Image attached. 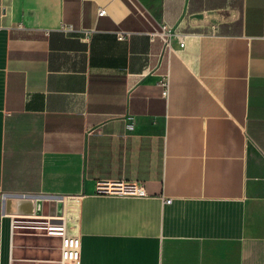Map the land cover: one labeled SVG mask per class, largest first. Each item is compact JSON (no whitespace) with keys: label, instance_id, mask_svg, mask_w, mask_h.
Listing matches in <instances>:
<instances>
[{"label":"crops","instance_id":"1","mask_svg":"<svg viewBox=\"0 0 264 264\" xmlns=\"http://www.w3.org/2000/svg\"><path fill=\"white\" fill-rule=\"evenodd\" d=\"M137 5L0 0V264L10 217L30 216L4 199L38 195L60 198L44 216L77 200L80 264H264V0ZM161 24L180 35L169 52ZM12 253L48 264L59 239L17 230Z\"/></svg>","mask_w":264,"mask_h":264},{"label":"built area","instance_id":"2","mask_svg":"<svg viewBox=\"0 0 264 264\" xmlns=\"http://www.w3.org/2000/svg\"><path fill=\"white\" fill-rule=\"evenodd\" d=\"M142 17L144 12L138 8V0H126ZM106 14L104 8H99L97 11L98 17H102ZM60 31L65 34H72L81 32L86 34L85 30H76L71 24H61ZM116 39L118 41H124L130 35L129 32L118 31L115 32ZM151 40L156 38L160 39L164 44V48L169 52L172 47V40L180 38V35L174 33L167 24H161L157 28H153L149 33ZM179 47H183V43L179 44ZM161 88V96L166 99L169 89L168 75H164L158 83ZM94 194L104 197H118V198H132L140 199L147 197V193L144 187L139 183H127V182H109L99 181L96 182ZM16 197V196H12ZM22 200H31L34 202V212L30 216H14L10 217V232L11 242L9 249L8 264H16L12 253V237L13 233L17 230H32L36 232H42L43 235L48 237H56L59 239V258L56 264H80L81 253V238L79 233H68V226L66 216L70 213L69 202L67 205L63 201L62 213L56 216H44L42 215L41 204L47 201H55L60 198L56 196H18ZM5 202V199L4 201ZM169 204L170 200H166ZM77 230V229H76Z\"/></svg>","mask_w":264,"mask_h":264},{"label":"rangeland","instance_id":"3","mask_svg":"<svg viewBox=\"0 0 264 264\" xmlns=\"http://www.w3.org/2000/svg\"><path fill=\"white\" fill-rule=\"evenodd\" d=\"M53 204H55V203H53ZM61 205V204H60ZM57 212V213H56ZM51 214L50 215H46V217H48V216H56V215H61V213H62V205L61 206H59L58 208H57V211L55 210L54 212L53 211H51L50 212ZM66 218V220H68V216H66L65 217ZM76 231L77 230H74V231H71V229H69L68 228V233L69 234H76ZM22 232H26V233H31V232H35V231H27V230H22ZM43 231H41V233H42ZM27 258H29V260H31V257H27ZM58 258L59 257H57V255H54L52 258H50V257H46V258H44V259H46V260H51L52 262H50V263H48V264H56V262H57V260H58ZM16 264H41V263H37V262H35V261H25V262H22V263H20V262H16ZM46 264V263H45Z\"/></svg>","mask_w":264,"mask_h":264},{"label":"bare ground","instance_id":"4","mask_svg":"<svg viewBox=\"0 0 264 264\" xmlns=\"http://www.w3.org/2000/svg\"><path fill=\"white\" fill-rule=\"evenodd\" d=\"M76 202L77 200L70 199L69 201V211L70 213L67 215V226L71 231H74L77 229V223H78V212L76 211Z\"/></svg>","mask_w":264,"mask_h":264},{"label":"water","instance_id":"5","mask_svg":"<svg viewBox=\"0 0 264 264\" xmlns=\"http://www.w3.org/2000/svg\"><path fill=\"white\" fill-rule=\"evenodd\" d=\"M18 201H24V202L27 204V206L29 207V212H27V215H32V212H30V211H31L32 208H34V202L31 201V200H29V199H27V200H22V199L17 198V197H11L10 200H8V201L5 200V202H4V207H5L4 212H5L6 214H10V215H12V214H17L16 212H12V211H10V208H11L12 206H14L13 204H14L15 202H18Z\"/></svg>","mask_w":264,"mask_h":264}]
</instances>
